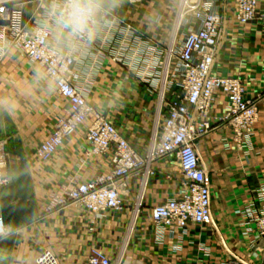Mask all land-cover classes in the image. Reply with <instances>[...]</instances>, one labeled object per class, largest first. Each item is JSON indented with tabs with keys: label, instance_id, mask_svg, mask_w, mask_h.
I'll return each instance as SVG.
<instances>
[{
	"label": "crops",
	"instance_id": "0c3cea01",
	"mask_svg": "<svg viewBox=\"0 0 264 264\" xmlns=\"http://www.w3.org/2000/svg\"><path fill=\"white\" fill-rule=\"evenodd\" d=\"M202 1L223 19L214 75L240 79L247 99L264 96V20L242 26L234 0ZM34 4L24 8L27 22L38 12ZM179 9L180 0H120L109 16L117 22L112 42H103L101 30L93 43L77 52L75 85L88 92L96 109L104 108L123 138L143 155L159 119L164 51L176 32ZM259 13L264 15V0H259ZM189 26L180 29V45ZM155 51L159 52L155 77L144 75L146 63L135 73L129 69L134 59L146 60ZM37 70L44 75L39 82L34 78ZM169 89L167 101L175 100ZM0 103L13 121L9 127L0 124V152L5 155L0 175L11 180L0 193V217L7 226V234L0 237V264H36L45 249L52 250L60 264H88L93 251L113 262L124 254L122 264H227L234 258L264 264V253L257 251L256 236L247 232L242 216L264 188V103L255 133L241 149L235 132L218 122L228 112L226 98L215 97L217 128L199 141L214 224L193 225L186 235L159 233L152 220L153 208L176 198L183 188L174 156L156 164L138 215V180L131 181V195L119 211L96 216L73 205L49 212L53 195L74 178L84 182L107 174L111 158L87 156L84 126L51 160L42 159L40 148L68 106L44 70L18 52L0 64ZM167 114L165 110L162 119Z\"/></svg>",
	"mask_w": 264,
	"mask_h": 264
},
{
	"label": "built area",
	"instance_id": "2783aa9c",
	"mask_svg": "<svg viewBox=\"0 0 264 264\" xmlns=\"http://www.w3.org/2000/svg\"><path fill=\"white\" fill-rule=\"evenodd\" d=\"M131 1L136 3L141 0ZM47 2L48 0H0V64L11 52L25 55L32 64L39 65L44 70L56 92L67 103L68 109L64 116L40 148V156L44 161L51 160L67 138L86 126L90 146L87 156H108L112 163L110 172L94 180L82 182L77 178L72 179L70 186L51 197L48 211L73 205L81 206L96 216L119 211L131 195V181L138 180V215L144 205L149 181L156 173L155 164L160 159L177 156L183 188L176 198L153 208L152 220L156 230L159 233L169 231L186 235L193 225L213 226L211 188L207 170L199 154L198 141L217 128L212 115L215 97L218 94L227 97L230 105L226 118L222 121L235 126L238 139L245 131L253 132L260 106L264 103V96L247 99L240 79L214 75L220 49L222 16L202 0H196L195 4H191L190 0H180V25L177 24L173 39L164 51L167 76L163 83L166 85L162 87L163 103L150 145L143 155L123 138L109 117L89 102L88 92L75 85L73 71L78 51L71 52L52 41L53 33L48 27L50 21L45 14ZM32 3L39 4L37 11L40 13L36 12L35 17L27 22L24 7ZM234 3L240 25L247 26L264 20V15L259 13V0H234ZM108 19L110 23L102 29L105 33L104 43L112 42L117 28L116 20ZM183 24L190 26L180 45L179 35ZM157 55L159 52L155 51L149 59H134L129 68L135 73L146 63L144 75L155 77L159 65ZM175 61L183 75V95L180 99L167 101L169 74ZM165 110L168 114L162 119ZM4 164L5 155L0 152V168ZM10 184L9 178L0 175V193ZM242 216L247 232L256 236L257 251L264 253V188L260 190L257 199L244 209ZM6 234L7 226L3 217H0V237ZM123 256L124 254L113 262L108 256L93 251L88 264H122ZM36 264L60 263L52 250L45 249L37 257ZM227 264L249 263L234 258Z\"/></svg>",
	"mask_w": 264,
	"mask_h": 264
},
{
	"label": "clouds",
	"instance_id": "9594fccd",
	"mask_svg": "<svg viewBox=\"0 0 264 264\" xmlns=\"http://www.w3.org/2000/svg\"><path fill=\"white\" fill-rule=\"evenodd\" d=\"M120 0H48L45 14L54 40L71 52L90 45L110 21L108 17ZM37 82L44 79L36 71ZM51 90V88L49 89Z\"/></svg>",
	"mask_w": 264,
	"mask_h": 264
},
{
	"label": "rangeland",
	"instance_id": "374dc122",
	"mask_svg": "<svg viewBox=\"0 0 264 264\" xmlns=\"http://www.w3.org/2000/svg\"><path fill=\"white\" fill-rule=\"evenodd\" d=\"M132 2V1H131ZM134 3V2H133ZM190 3L191 4H195L196 3V0H190ZM34 4V3H33ZM39 4L38 3H35L33 6H34V8L36 7V6H38ZM25 8V7H24ZM214 12H216V13H218L217 11H214ZM179 14V13H178ZM188 16H190V15H188ZM177 24H178V26L180 25V18L178 17V19H177ZM220 44H221V40H222V33L220 32ZM219 44V45H220ZM219 51H220V49H219ZM22 56H24L25 58H27L25 55H22ZM149 58H151V57H149ZM149 58H146V59H149ZM29 60V59H28ZM164 60V59H163ZM176 60V59H175ZM161 64H163V63H161ZM130 69V68H129ZM166 70V71H165ZM162 76H164L165 78H164V81H166V76H167V68L166 69H164L163 71H162ZM182 80H183V75H182V73L179 71V69H178V66H177V61H175L174 62V64L172 65V67H171V70H170V74H169V85H168V87L170 88L169 90L171 91V92H174L173 94H175V96H176V99H180L181 97H182V95H183V89H182V87H181V85H182ZM163 85V87H164V85H166V83L165 84H162ZM164 90V88H162V90H161V98H160V108H161V106H162V103H163V95L162 94H164L163 91ZM169 93V92H168ZM222 96H224V95H222ZM225 98H226V103H227V105H228V107H229V105H230V103H229V101H228V99H227V97L226 96H224ZM4 105V104H3ZM3 105H1V103H0V124H3V125H5V126H7V127H9L11 124H12V116H10V115H8V114H6V113H4L3 111H4V107H2ZM262 106V105H261ZM261 106H260V108H261ZM98 107V110L101 112V113H103V114H105L106 116H109V114L107 113V112H105V110H104V108L103 107H100V106H97ZM213 111V110H212ZM212 115H213V112H212ZM259 117H260V110H259V114H258V120L255 122V125H254V130H253V132H246L245 131V133L242 135V137L240 138V139H238V136H237V134H236V131H235V126L234 125H232V124H229V123H226V122H224V121H222L223 119H220V120H218V122H219V124L221 125H225V126H228L229 128H231L234 132H235V140H236V144H238L237 145V147L240 145L242 148L241 149H243L246 145L248 146V143L251 141V138L253 137V135H254V133H255V130H256V125H257V123H258V121H259ZM224 118H226V115H225V117ZM215 119H213V121H214ZM229 122V121H228ZM215 124V123H214ZM200 141V140H199ZM199 141H198V150H199ZM243 141V142H242ZM242 142V143H241ZM240 143V144H239ZM247 146H246V148H247ZM200 152V151H199ZM200 154V153H199ZM172 157V156H171ZM174 157H176V160L178 161V159H177V156H174ZM162 160H164V159H160L158 162H160V161H162ZM157 164V163H156ZM156 164H155V166H154V169L156 170ZM156 174V173H155ZM67 188V187H66Z\"/></svg>",
	"mask_w": 264,
	"mask_h": 264
}]
</instances>
